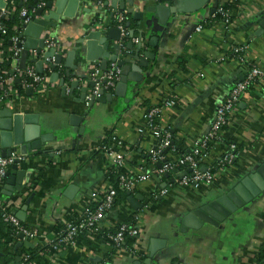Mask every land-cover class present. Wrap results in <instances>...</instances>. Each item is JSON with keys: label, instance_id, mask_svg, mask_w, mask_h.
Returning a JSON list of instances; mask_svg holds the SVG:
<instances>
[{"label": "crops", "instance_id": "0c3cea01", "mask_svg": "<svg viewBox=\"0 0 264 264\" xmlns=\"http://www.w3.org/2000/svg\"><path fill=\"white\" fill-rule=\"evenodd\" d=\"M111 1L102 0L107 5L99 10L96 0H52L51 10L56 11L52 20L56 23L42 34L48 32L53 45L48 46L47 42L40 53L28 50L25 59V66L31 65L35 72L33 60H43L42 71L37 73L44 75L46 81L31 88V93H28L30 87L19 91L13 85L14 92L2 107L11 110L12 118L18 120L19 125L13 131L0 125V154L18 151L26 156L25 163L16 169L10 166L7 173L8 178L18 169L25 170L21 191L6 195L3 192L5 186H10L7 178L1 188L3 199L12 200L16 205V198L22 196L15 214L31 196L24 221L34 232V237L22 238L21 246L34 247L35 243L42 246L53 239L58 223L77 216L78 211L89 204L90 194L106 179L107 159L102 142L116 135L124 142L125 169L134 174H149V178L131 192L141 196L138 200L141 208L134 209L128 195L126 200H115L100 222V228L115 230L120 223L137 214L139 235L124 238L118 246L94 237L80 238L74 246L55 252L39 250L42 254L36 256L35 264H145L152 237L163 239L165 245L149 264H255L264 245V192L237 208L218 225L200 224L193 218L189 222L196 225L193 228L186 224L185 217L193 209L226 192L234 181L264 161V82L257 80L241 95L229 113L221 139L211 143L209 157L202 167H213L231 143L236 145L234 157L225 167L212 172L211 181L200 182L198 186L180 185L179 174L184 170L178 168L166 172L167 176L164 173V179L163 175L158 178L153 173L158 162L152 163L149 158L156 140L150 129L139 134L136 128L141 126L147 109L172 99L173 105H162L154 121L160 128L169 130L174 138L172 144L179 145L177 152H167V156L174 158L189 152L194 142L208 132L216 106L224 100L232 85L243 79L246 66L264 67V30L259 33L264 0H237L230 11L232 17L226 29L219 21L206 24L218 4L231 0H162L165 5L175 8L162 28L155 25L148 28L143 21L138 24L132 14L126 12L134 37H139L141 30L143 47L155 53L154 59L143 69L142 80L133 90H127L126 96L113 95L110 102H94L89 106V100L86 102L80 97L82 88L87 87L89 94L92 87L88 84L91 82L88 77L90 66L95 64L102 68L99 60H87L86 54L95 53L98 47L103 51L100 37L107 36L111 27H117L115 23L111 25L114 21ZM0 3V14L9 12V17L16 12L19 15L14 5L9 6L11 0ZM156 3L157 0H148L143 9L146 4ZM135 4L138 10L142 9L141 0H136ZM145 16L149 18L151 14ZM199 24L202 29L195 31ZM97 31H101L100 35L90 36L89 32ZM21 32L22 28L18 27V35ZM153 36H157L156 47L148 44ZM121 40L120 36V45ZM130 41L133 50L137 43ZM107 42V49H112L114 41L107 39ZM74 46L78 47L72 63L75 68H70L73 75L65 78L66 52ZM50 47H55V52L62 55L61 64H55L54 69L44 57V51ZM239 47L242 49L237 50ZM242 57L244 61L240 60ZM19 58L11 62V69L18 66ZM54 73L56 80H51ZM61 78H64V90L59 83ZM73 81H78L74 88L71 87ZM109 92L105 90V93ZM71 116L78 117V126L71 124ZM31 127L37 128L35 137L44 138L39 149L23 139L24 128L30 134ZM35 137L28 136L27 139ZM20 140L23 145L27 143L24 149L17 143ZM30 178L34 186L27 190L26 183ZM69 185L76 186L71 198L64 194ZM162 187L167 189L164 195L158 193Z\"/></svg>", "mask_w": 264, "mask_h": 264}, {"label": "built area", "instance_id": "2783aa9c", "mask_svg": "<svg viewBox=\"0 0 264 264\" xmlns=\"http://www.w3.org/2000/svg\"><path fill=\"white\" fill-rule=\"evenodd\" d=\"M142 1V0H141ZM25 2V0H22ZM143 2V1H142ZM45 2H40L38 6H43ZM97 5L103 6L102 0H96ZM133 9H137L138 6L134 3L132 5ZM221 14L220 24L223 29L229 27L230 24V14L229 12L223 10L221 7L217 10ZM19 15L23 18L27 13L26 7H21L18 10ZM125 11L114 16V21L116 22L117 28L120 30V36L123 38L128 34L127 28L123 25V20L125 18ZM9 12L0 14V57L2 54V43L5 37L8 34V28L4 24L3 20L8 18ZM29 19L25 18L22 22H27ZM202 25L199 24L195 27V31H200ZM9 38L10 46L9 50L12 52V61L17 60L20 55L21 47L17 46V43L20 41L18 33L15 32L12 35L7 36ZM134 42L138 43L141 41L140 37H132ZM53 45L52 40L48 41V46ZM121 46L122 43H121ZM239 47L237 50H241ZM241 61H244V57L240 58ZM11 61V62H12ZM1 62V58H0ZM47 64L55 65L54 57L46 58ZM120 67L114 62L110 61L106 69L102 70L98 65H91L89 70V79L93 82L89 94L85 96L86 102L90 99L92 95H97L100 88L105 90L114 88L117 81L120 79ZM20 76L28 77L29 81L25 79L22 80L21 88H33L36 85H43L46 81L44 75H40L35 72L34 68L31 65L20 68L16 66L14 68V73L11 75L7 74L5 69L0 71V109L9 102L10 95L13 94V82L14 78H20ZM257 80H262L264 82V67L249 64L246 66V72L243 79L235 82L230 88L227 96L222 102H220L214 111V118L210 124L208 132L197 139L192 148L187 153H182L181 155L171 158L167 156V152L174 151L171 142V134L167 128H160L159 124L154 121L155 116L160 110V107L163 106H172L173 100L166 99L163 101V104L160 106H153L145 111L142 117L141 126L136 128V131L141 134L146 129H150L152 132L156 143L153 148L149 151V158L152 163L160 162L161 166L156 167L153 170V173L160 178L164 173L178 168V170H187L189 172L185 173L179 179L180 185H194L198 186L200 182H209L213 179V173L209 167L201 169L202 164L209 157L210 145L212 142L221 139L224 126L228 121L229 113L233 110L236 103L239 101L241 95L248 90ZM112 140L114 144L102 145V150L107 159V165L105 169V183L92 192L89 196V204L83 206L79 211L77 216L70 218H65L62 221L63 227L58 232H54V237L50 241H45L43 244V253H50L60 250L65 247H72L77 242V234L81 231L92 232L97 230L100 227V222L104 218L107 211H109L115 201L117 194V189L110 183L108 169L114 168H123L124 171L120 172L117 176V188L125 191L133 192L135 191L140 183L149 178V174L143 172L134 174L125 169V152H124V142L118 136L113 135ZM114 145V147H113ZM236 145L231 143L229 149L224 152V154L217 160V164L224 166L228 164L231 159L234 157V149ZM171 153V152H170ZM26 161V156L22 155L18 151H12L9 155L3 156L0 154V210L2 219L12 226L15 227L16 233L19 235L23 234L22 238L34 237V232L30 227H24L21 225V221L18 219L15 214V207H19L21 198H16L18 203H14L12 200L7 201L3 199L1 194V188L3 187L5 180L7 178L8 168L13 164L22 165ZM223 168V167H222ZM27 190L31 189L34 186V181L31 178L26 183ZM21 191V190H20ZM158 193L164 195L167 193L165 187L159 188ZM7 206V207H6ZM133 222H122L120 223L115 230L108 234L106 241L118 246L122 240L126 237H137L140 233L139 226V215L135 214L133 216ZM92 238V237H89ZM20 240L17 237V241ZM5 241L4 237H0V243ZM39 245L35 243V246ZM13 246V242H8L5 244V247H0L1 250ZM41 255V252H38ZM10 264V263H9ZM11 264H34L31 259V254L27 252L20 253L15 262ZM264 264V262L262 263Z\"/></svg>", "mask_w": 264, "mask_h": 264}, {"label": "water", "instance_id": "95a60500", "mask_svg": "<svg viewBox=\"0 0 264 264\" xmlns=\"http://www.w3.org/2000/svg\"><path fill=\"white\" fill-rule=\"evenodd\" d=\"M1 1V0H0ZM36 2L37 0H33ZM136 0H112L111 7L113 11L111 12L112 17L114 18V14L117 12H127L128 14H132L133 19H135L138 24H141L142 21L144 25L148 28L152 26H157L158 28H162L170 15V13L175 12V8L172 6H167L162 3V0H157L156 4H146L143 9V5L148 0H142V9L141 10H134L132 5L135 3ZM1 4V3H0ZM126 4L128 5L127 8ZM21 5V3L19 4ZM103 5H107L105 2ZM52 7V0H48L44 3L43 6H34L32 4L28 5L29 13L22 18H28L27 22H22L19 28H22V32L18 35L20 41L17 43V46L21 47L20 51V58L18 66L20 68L25 67V59L28 50H34L36 53H40L43 48L45 47L46 43L50 39V34L45 32L42 34L43 30L47 29L48 27H54L56 20H52L55 16L56 11L51 10ZM99 10L103 7L98 5ZM126 9V10H125ZM47 11V12H46ZM100 12V11H99ZM151 14V17L146 18L145 14ZM102 16V15H101ZM103 21V18L100 17V22ZM126 25H129V22H126ZM259 33L264 30V17L259 21ZM90 36H97L100 35V32H89ZM139 37L141 38V30L139 31ZM128 38L131 39L134 36V31L129 29ZM23 38V40H21ZM107 39H111L114 43L111 45L110 50L107 49L108 42ZM120 30L117 27H111L108 29L107 36H101L99 42L103 45V51L101 48L95 51V53L90 54L89 52L86 54L87 60H99L100 66L102 69H105L107 66L108 61H114L120 67V79L117 81L113 89H110L109 93H105V89L100 88L97 95H92L88 101L89 106H91L94 102H110L112 101V96L124 97L126 96L127 90H133L137 84L142 80L144 76L143 69L148 67L149 61L154 59L155 53L145 50L143 47L142 42H138L136 44V48L132 50V43L127 42L125 46H121L120 43ZM10 44V42H9ZM148 44L151 47H156L157 45V36H153L150 38ZM78 49L77 46L72 47V49L66 52L65 60H64V72L65 78H69L73 75L70 72V68H75L72 64L76 50ZM97 52V53H96ZM45 58L54 57L55 64H61L62 62V55L60 53L55 52V47H50L48 50L44 51ZM36 63V71L41 72V65L43 60H33ZM54 65L52 68L54 69ZM10 73H14V69L10 70ZM57 77V74L54 73L51 76V80ZM83 77V76H82ZM18 81V78H15V82ZM64 78L60 79V85L62 86V90L65 89V85H63ZM78 81L71 82V87L74 88L77 85ZM88 84L93 85V82H88ZM28 93H31V88L28 89ZM87 95V87L82 88L81 99H84ZM125 101H128L126 98ZM78 117L71 116V124L72 125H79L77 123ZM0 125L1 128L13 131L18 129L19 121L12 118L11 110L7 108L0 109ZM27 128V127H26ZM82 127H79V131H82ZM27 129L24 128L25 134L23 139L30 141V145L35 148L39 149L41 141L44 139L43 137H35L37 135V128L31 127L30 134L26 131ZM28 136L35 137L27 139ZM17 143H21V148L24 149L27 143L24 145L20 140ZM10 152L1 153V155L6 156L9 155ZM158 167L161 166V163L158 162L156 164ZM12 168L16 169L17 164H13ZM202 170L204 167L201 168ZM177 171V169H174ZM189 171V169L187 170ZM187 171L182 172L179 176L184 175ZM168 173H165L167 176ZM25 176L24 169H18L15 175H9L7 178V183L10 186H5V190L3 191L6 195H10L14 191H19L23 187V179ZM76 186L69 185L66 189L64 194L71 198ZM264 192V161L259 164H255L249 172L243 176L239 177L233 184L229 187L226 192L222 194L216 195L213 199L209 200L205 204L193 209L186 217V224L188 226H192L194 223H189L191 219L196 218L197 223H210L213 225H218L224 218L229 216L232 212H234L237 208L245 205L246 203L252 201L255 197L259 194ZM128 195V200L130 204L133 206L134 209L141 208V204L138 200L141 199L139 195H132L130 191L126 192ZM29 196L21 206L19 212L16 214L20 221H24L25 213L27 211V207L30 201ZM196 228V225L192 226ZM19 239L14 248L17 249L22 245V237L23 234L20 233L18 235ZM165 245V241L163 239L152 237L149 242L148 246V258L144 261L145 264H149L152 258L154 257L155 253L163 248Z\"/></svg>", "mask_w": 264, "mask_h": 264}, {"label": "trees", "instance_id": "16d2710c", "mask_svg": "<svg viewBox=\"0 0 264 264\" xmlns=\"http://www.w3.org/2000/svg\"><path fill=\"white\" fill-rule=\"evenodd\" d=\"M47 0H37L36 2H34L33 0H25V2H21V0H11V3H9V6L14 5L16 7L17 10H19L22 6L27 8V13H29V8L28 5L32 4L34 6H37V4H39L40 2H46ZM19 2H21V5H19ZM237 0H231L229 2H225L222 4H218L214 11L211 13L209 19H208V23L206 25H209L210 22H220L222 17L221 14L217 11L219 7H221L223 10L229 12L230 14V20H231V10L232 7H234L237 4ZM129 20L128 14L125 15V18L123 20V25L127 28V30L129 31L131 25L129 24L128 26L126 25V22ZM4 24L7 26L8 28V34L12 35L13 33L17 32L18 33V27L20 26V24L22 23V17L19 16L16 12L12 15H10L6 20H3ZM114 23L116 24V22H112L111 25H114ZM13 26H16V29H13ZM5 37V39L3 40L1 49H2V54H1V62H0V71L1 69H5L7 71L8 75H11L10 70H11V61H12V52L9 50V38ZM129 38L128 36H124L121 40L122 45H126L128 42ZM45 74L47 73V71L44 72ZM17 78V77H15ZM15 78H14V86L19 90L22 91L21 88V83L22 80L25 79L26 81H29L28 77H24V76H20V78H18V81L15 82ZM110 90V89H108ZM171 140H174V138L171 137ZM104 145H108V144H114L115 142L112 140V138H105L102 142ZM211 145V144H209ZM114 147V145H113ZM172 147L174 148L175 152L178 151L179 149V145L176 144V142H174V144H172ZM218 161H216V163L213 164V167L210 168L211 172H214L215 170H217L218 168H222L224 166H220L217 164ZM227 165V164H226ZM225 165V166H226ZM124 169L123 168H118L117 170H114V168H109L108 169V175H109V181L110 183L117 189V194L115 197V200H126L127 198V191L125 190H121L119 188H117V176L120 172H123ZM165 176H162V179H164ZM7 207V206H6ZM68 218V217H67ZM66 218V219H67ZM126 222H133V218L130 217V219ZM21 225L24 227H29L28 224L25 221H21ZM63 227L62 222L58 223L55 227H54V232H58L59 230H61V228ZM114 230H106L103 228H98L95 231L92 232H88V231H81L77 234L76 238L77 240H79L80 238H86V237H94L98 240L101 241H106V237L108 234H111ZM4 237L5 241L3 243H0V247H5V244L8 242H13V246L9 247V248H5L4 250H1L0 248V264H11L12 262H15L17 257L19 256L20 253L23 252H27L29 254H31V259L32 262L35 264L37 261V255L39 250H43V245H36L34 247H25V246H21L18 247L17 249L14 248V245L17 242V237L18 234L16 233V229L14 226H12L10 223L4 221L2 219L1 216V210H0V237ZM264 262V245L261 247V249L259 250V253L256 256V263L255 264H262Z\"/></svg>", "mask_w": 264, "mask_h": 264}]
</instances>
